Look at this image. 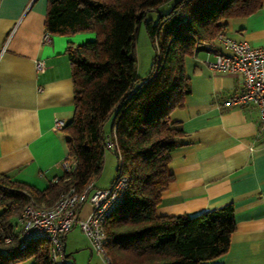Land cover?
<instances>
[{
    "label": "trees",
    "instance_id": "1",
    "mask_svg": "<svg viewBox=\"0 0 264 264\" xmlns=\"http://www.w3.org/2000/svg\"><path fill=\"white\" fill-rule=\"evenodd\" d=\"M169 1L47 0L46 32H94L93 39L66 50L74 108L62 130L76 165L43 189L0 174V264H52L47 240L20 246L17 218L31 199L50 205L71 187L80 193L94 184L108 134L116 158L112 180L128 177L105 223L111 264H207L228 249L235 229L231 203L195 214L158 215L155 208L172 179L168 163L184 134L169 114L190 92L185 57L224 33L228 19L253 13L264 0H173L154 21L146 18ZM142 21L154 58L139 79L134 39Z\"/></svg>",
    "mask_w": 264,
    "mask_h": 264
},
{
    "label": "crops",
    "instance_id": "2",
    "mask_svg": "<svg viewBox=\"0 0 264 264\" xmlns=\"http://www.w3.org/2000/svg\"><path fill=\"white\" fill-rule=\"evenodd\" d=\"M46 8L47 0H0V174L39 189L62 174L59 163L67 155L64 131L52 130L54 119L68 122L73 114L66 50L94 38L82 31L48 33L44 40ZM224 33L264 51V4L228 19ZM207 57L212 52L199 47L184 59L190 92L169 114L184 134L171 153L172 179L155 212L195 214L231 203L235 229L228 249L207 264H264V128L253 103L222 105L240 89V75L209 68ZM90 209L84 202L79 216ZM71 230L64 252L76 247Z\"/></svg>",
    "mask_w": 264,
    "mask_h": 264
},
{
    "label": "built area",
    "instance_id": "3",
    "mask_svg": "<svg viewBox=\"0 0 264 264\" xmlns=\"http://www.w3.org/2000/svg\"><path fill=\"white\" fill-rule=\"evenodd\" d=\"M43 39H48V32L44 33ZM203 44L212 52V57L204 60L209 68L240 75V89L223 100L222 105L253 103L264 128V51L246 40L233 39L226 33H219L214 40ZM35 65L39 71L44 69L42 60H37ZM65 124L63 119H54L52 130H61ZM105 146L113 149V140L109 134L105 137ZM59 164L63 171H71L76 161L74 157L66 155ZM127 181L128 177L121 175L104 188L95 187L90 182L80 193L71 187L50 205H40L29 200L17 218L20 246L26 247L45 239L49 242V259L52 264H67L64 237L74 225H78L87 237L91 250L102 258L104 264H111L106 252L105 223L122 200ZM84 202H89L91 209L85 217H80V207Z\"/></svg>",
    "mask_w": 264,
    "mask_h": 264
},
{
    "label": "rangeland",
    "instance_id": "4",
    "mask_svg": "<svg viewBox=\"0 0 264 264\" xmlns=\"http://www.w3.org/2000/svg\"><path fill=\"white\" fill-rule=\"evenodd\" d=\"M173 0L168 3H163L158 7V10H149L146 13V18L155 20L159 12L167 11ZM134 55L136 58V72L138 78L141 79L148 75L151 70L153 58H154V47L150 41V38L146 32L144 22H140L135 31L134 39ZM109 127V122H105L104 129L107 130ZM116 168V158L113 151L107 147L104 149V158L101 171L98 177L95 179V187L104 188L109 186L112 178L115 174ZM70 239H72V244L76 247H66L65 253L67 264H104L102 258L92 251L89 250V241L85 234L81 232L79 226L72 228L69 234Z\"/></svg>",
    "mask_w": 264,
    "mask_h": 264
},
{
    "label": "water",
    "instance_id": "5",
    "mask_svg": "<svg viewBox=\"0 0 264 264\" xmlns=\"http://www.w3.org/2000/svg\"><path fill=\"white\" fill-rule=\"evenodd\" d=\"M65 255L67 256V255H68V253H65Z\"/></svg>",
    "mask_w": 264,
    "mask_h": 264
}]
</instances>
